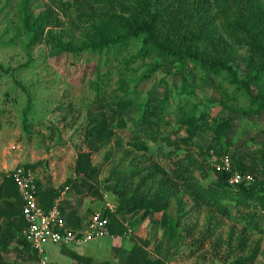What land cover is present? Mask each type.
I'll list each match as a JSON object with an SVG mask.
<instances>
[{
	"label": "rangeland",
	"instance_id": "rangeland-1",
	"mask_svg": "<svg viewBox=\"0 0 264 264\" xmlns=\"http://www.w3.org/2000/svg\"><path fill=\"white\" fill-rule=\"evenodd\" d=\"M24 1L0 0V184L15 168L36 164L34 171L42 187L59 188L67 179L75 178L78 153L91 151L99 169V193L86 188L64 195L69 209L83 218V226L95 210L104 214L112 206L116 211L120 195L115 185L126 196L164 195L168 202L165 211L145 217L144 210L121 214L127 231L120 237L108 235L64 247L48 243L51 264H76L73 253L93 256L96 264H125L135 244H145L150 258L162 259L164 264H264V216L260 207L238 209L227 198H216L209 204L165 182L171 175L165 152L177 146L181 156L189 150L205 168L206 162L212 164L214 159L207 152L211 133L189 128L185 121L194 115L201 122L203 112L213 119L234 118L227 135L229 153H237L247 165L255 163L260 176L264 175L260 161L264 111L241 112L251 107L249 98L241 90L234 97L237 84L227 71L210 73L186 57L190 71L182 72L179 62L147 48L143 36L101 51L89 48L57 53L54 48L58 40L95 39V27L112 21L116 13L148 20L154 16L161 29L159 37L175 46L188 49L194 45V32L201 36L207 32L200 52L228 61L238 78L249 80L264 58L250 51L245 33L235 21L243 17L263 44L256 21L264 11V0H226L227 4L219 6L216 0H163L162 5L161 0H150L146 7L134 0H30L32 21L43 26L44 34V39L32 47L28 45L32 33L24 28L20 14ZM253 83L256 93H264V77ZM166 86L169 106L163 122L155 125L159 135L145 136L149 124L140 123L141 104L150 96L163 98ZM126 93V100L135 97V101L122 114L114 112L113 121L108 107H117ZM97 97L106 106L105 116L113 134L99 149H93L85 132L99 128L104 117L96 120L89 113H96ZM28 101L32 109L25 119ZM122 119L127 124L119 127L118 120ZM136 141L143 148L136 146ZM206 170L207 178L201 177L202 170H196L205 186L215 179L213 171L209 167ZM223 201L230 208L229 215L219 210ZM254 213L251 222L244 217ZM5 225L6 218H0V233ZM12 248L4 251L14 260L7 264L18 263ZM6 249L0 244L1 251ZM21 257L26 264H34L26 250Z\"/></svg>",
	"mask_w": 264,
	"mask_h": 264
},
{
	"label": "trees",
	"instance_id": "trees-1",
	"mask_svg": "<svg viewBox=\"0 0 264 264\" xmlns=\"http://www.w3.org/2000/svg\"><path fill=\"white\" fill-rule=\"evenodd\" d=\"M134 1L137 2L138 6L143 7H146L151 3L150 0ZM233 1L235 0H232V2ZM162 3L163 0H161V5ZM216 3L218 6L220 3L227 4L226 0H216ZM29 5L30 0H25L20 8V14L24 28L32 33L28 44L32 47L44 39V34L43 26L35 20L32 21L33 16L29 12ZM140 18L142 17H132L131 15H125L124 13H116L112 21L102 22L100 25L95 27V39L90 38V40L86 39L80 42L58 40L54 48L57 53H78L89 48L101 51L114 45L128 44L131 38L143 36L144 44L147 48L150 47L152 52H158L163 56L173 59L175 62H179L181 64L182 72L190 71L189 65L185 63L186 57H189L195 64L205 68L210 73L220 74L227 71L228 75L232 78V81L237 84L234 97H236L237 91L241 90L249 98L251 107L243 109L241 112L249 115L258 114L261 111H264V93L258 91L256 93L252 85L254 84V81L263 79L264 76L262 74L264 72V63L261 66H256L254 68L256 72L249 80H241L238 78L233 66L228 61L222 59L220 60L208 52H200V47L204 48V44L203 46H200V43H202L201 39L208 38L207 32H205L202 36L197 32H194V39L192 42L194 45L186 49L184 47L170 44L166 42V40L159 37L161 29L158 30L154 16L150 18L151 20H148L145 17L142 19ZM242 18L243 17H240L237 21H235L236 26H238L240 30L245 33V40L249 45L250 51L254 55L261 54L264 58V11L258 14L256 21L259 33L262 37H260V39H263V44H259V37L257 33H251L250 27L247 26V22ZM52 39L53 38L49 36V40ZM157 67L158 66H155L154 70ZM128 96L129 94L126 93L123 97H121L118 100L117 107L115 105L108 107L113 121L115 120V115H113L114 112H116V115L122 114L124 109L135 101V97H131L126 100ZM169 98L170 91L166 86L165 96L163 98L150 96L144 103L141 104L142 117L140 123L149 124L147 131L145 132V136H149V134L152 137L159 135V129L156 126L164 120L163 115L169 106ZM98 99L99 97L95 100L97 104L94 106L96 113L93 110H89V113L90 115H93L96 120H99L101 116L104 117L102 122L99 123V128H92L86 130L85 132L86 140H88L91 146L94 147L93 149H99L103 145L104 140L107 138L109 139L113 134V130L108 127L107 116H105L106 106L102 101L98 102ZM31 109L32 103L31 101H28V105L24 109L25 119ZM98 113H101V115ZM200 118L201 122H199L194 115H191V117L188 116L185 118V121L189 128H198L209 132L212 135L211 142L207 146V152L209 155L208 157L212 156L214 160H212V164L210 160L209 163H206L215 175L214 182L205 186L201 182L199 176L196 175V170H202L201 173L204 174L201 175V177L207 178L209 173L206 169L208 167L205 168V164L195 157V155H193V153L189 150L187 151L188 153L183 156L178 154L177 146L175 150L165 152V155L171 162V175L165 178L167 185L171 188L181 187L191 195L196 198H200L209 204H213V200L216 198L217 200H224L227 198L228 202L238 209H241L245 205L248 207L254 205L255 207L264 208V175L260 176L255 163L247 165L237 153H229L227 135L233 127L234 118L228 116L213 119L210 118L206 112L201 113ZM126 124L127 123L123 119L118 120L117 123L119 127H124ZM137 138L138 137H136V139ZM135 144L139 148H143L141 142L136 141ZM212 151L214 153H212ZM226 154L231 156L232 170L219 171L214 166V163L220 161L222 156ZM260 161L264 164V151L260 156ZM35 166L36 164L26 165V167L32 168L33 170L35 169ZM235 172L250 173L253 175L254 181L251 183L241 182L235 185L231 184L230 178ZM99 181V169L93 162L92 152L80 151L75 162V178L67 179L59 188H43L40 180L37 178L41 204L45 210L50 209L66 187H68L66 192L67 194L71 191L73 192V190L77 193H81V191L86 188L93 189L96 193H99L98 188H96ZM113 188L120 195L116 211L106 209L104 212V216L110 219L109 228L111 235L122 236L127 231L126 224H124L120 219L121 214L123 215L137 210H144L145 214L143 216L145 217L155 212L165 211L168 207V202L166 200V196L164 195H156L151 198V196L134 193L133 195L126 196L124 191L116 188V185L113 186ZM223 203V206H220L219 210H221L222 214L229 215L230 208L226 205V202L223 201ZM68 206L70 207L68 199H64L62 201V210L66 221L73 227L81 226L83 218L77 214L75 210H71V208L69 209ZM22 209L23 198L16 186V183L14 182V179L8 175L0 184V218H6V225L0 235V244L6 249L13 241L16 240L20 245H22L23 249L29 253V255H32V246L23 234L26 222L22 214ZM255 213L252 214L250 218L247 216L244 217H246L247 221L251 222L252 218L256 215ZM254 224L257 227V222ZM145 247V244H143V246L135 244L128 253L125 264H164L162 259L150 258ZM35 255L33 254L32 256L37 258V254ZM73 255L77 264H90L91 260H89V258L78 255L77 253H73ZM2 261L3 254L0 250V264H2ZM101 264H109V262H102Z\"/></svg>",
	"mask_w": 264,
	"mask_h": 264
},
{
	"label": "built area",
	"instance_id": "built-area-1",
	"mask_svg": "<svg viewBox=\"0 0 264 264\" xmlns=\"http://www.w3.org/2000/svg\"><path fill=\"white\" fill-rule=\"evenodd\" d=\"M214 166L219 171L232 170L231 156L223 155L220 161L214 163ZM9 175L14 179L23 198L22 214L26 222L23 234L37 254V264H51L46 249L48 243L68 246L111 235L110 219L97 210L88 217L85 226L82 225L84 222L78 227L68 224L62 210V201L65 199L64 195L68 187L61 192L53 206L45 210L39 197L37 176L32 168L19 166ZM253 181L254 177L250 173L235 172L230 178V183L234 185ZM109 207L114 211L112 206ZM259 213L264 216L263 207H260Z\"/></svg>",
	"mask_w": 264,
	"mask_h": 264
},
{
	"label": "crops",
	"instance_id": "crops-1",
	"mask_svg": "<svg viewBox=\"0 0 264 264\" xmlns=\"http://www.w3.org/2000/svg\"><path fill=\"white\" fill-rule=\"evenodd\" d=\"M9 224V223H8ZM5 227V226H4ZM4 228H2V230H3ZM1 230V231H2ZM0 235H1V233H0ZM114 236H117V235H114ZM120 237V236H119ZM14 245H15V247H14ZM11 247H13L12 249V252L13 251H15V252H17L15 255H16V258H18V263L17 264H26V262L23 260V258L21 257V256H23L24 254H25V250L23 249V247H22V245H20L19 243H18V241H17V243H16V240L15 241H13L10 245H9V247H8V249H6V250H3V251H1L2 252V254H3V261H2V264H7V263H11V262H14V260L12 259V258H9L8 257V254H5L7 251H10L9 250V248H11ZM62 247H64V246H62ZM4 251H6V252H4ZM20 252V253H19ZM31 253H32V255L34 254H36V253H34V250H33V248H31ZM19 254H21V255H19ZM32 255H29V253H28V256L30 257L29 259H31L32 260V262L34 263V264H37V260H38V257L36 258V257H33ZM79 255V254H78ZM36 256V255H35ZM6 257V258H5ZM15 258V259H16ZM87 258H89V260H91L90 261V264H96V261H95V259H94V257L93 256H87ZM10 259H12V260H10ZM126 259H127V257H126ZM126 259H125V263H126ZM51 260V259H50ZM76 260V259H75ZM6 261V262H5ZM88 261V260H87ZM92 261H93V263H92ZM89 262V261H88ZM52 263V262H51ZM76 264H77V261H76ZM101 264V263H100Z\"/></svg>",
	"mask_w": 264,
	"mask_h": 264
}]
</instances>
